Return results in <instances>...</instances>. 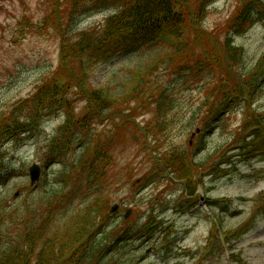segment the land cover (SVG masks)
Returning <instances> with one entry per match:
<instances>
[{
	"label": "rangeland",
	"instance_id": "rangeland-1",
	"mask_svg": "<svg viewBox=\"0 0 264 264\" xmlns=\"http://www.w3.org/2000/svg\"><path fill=\"white\" fill-rule=\"evenodd\" d=\"M80 1L88 3L90 0H56L54 8L48 12L47 27L37 29L30 28V26L39 24L40 27L44 23L41 21L44 20L50 5L47 0H0V113L2 110L3 112L9 111L11 106L32 95L35 89L58 69L63 39H69L72 37L70 34L75 31L100 24L112 12L111 7L98 9L87 7L80 13L76 11L70 14L73 6ZM238 1L216 0L208 9L201 27L218 44H221L225 36L226 28H223V24L225 27L226 20L233 13ZM261 3L264 5V0H261ZM261 10L263 11L262 20L234 40L235 44L242 47L245 53L242 62L245 69L251 68L264 51V6H261ZM51 13L53 15H50ZM27 29L33 30L34 34H29ZM196 54H199L198 49ZM153 55L158 57L160 49L152 47L142 57L117 56L109 62L95 65L91 71V83L96 88H105L110 94L117 95L128 81L129 70L135 66H145ZM218 80L224 81V77L212 71L205 83L212 82L217 86ZM163 81L164 86L170 89L169 92L176 104L171 113L175 114L171 115L168 120L169 124L165 133L161 134L158 131L157 134L152 131L155 118L151 109L154 107L150 106V109L141 102H131L127 108L124 107L117 111V113L127 115L125 122L105 121L97 126L98 132L105 131L101 133V136L106 135V131H110V128L105 129L107 126L116 127L113 131L111 130V135L119 129L118 126L121 124L124 130V133L117 137L116 142L114 141L109 152L117 171L112 174L116 183L110 182L109 191L106 189L104 193L110 202L108 208L117 204L121 206L123 212L131 210L129 218L131 223L129 224H139L140 227L144 225L148 216L157 217L155 219L159 222L164 219L165 223L169 222L173 225L174 236L171 243L162 251L163 253L159 251L164 246L157 243L161 236L158 234L159 229H156L155 237L142 240L147 241L146 244L135 243L130 246V251L129 247L125 248L127 253L119 262L121 264L130 262L131 264H199L200 262L202 264H229L226 254L201 256L203 247L208 243L207 239L211 224L214 223V215L211 216L210 213L199 209L198 199H194L195 208L189 210L188 201L181 199L180 189L183 187L182 183L176 181V177L166 182L153 183V186H148L138 194L135 190L133 191L132 186L144 177L147 170L152 169L154 162L158 161L163 154L172 150L175 153H182L187 150L189 143L191 147L199 143L200 137H191L199 125L195 122L191 130L189 119L205 98V95L198 90L201 84H197L196 87L195 82H190L178 93L177 90L181 87L170 86V84H176L177 78L166 73ZM203 91L207 92V90ZM213 97L214 95L208 98L204 109L214 113L215 106L213 110H210ZM83 107L82 103L76 104L77 111L82 110ZM242 107L243 104L231 110L227 116L224 115L221 123L215 126L209 134H202L204 144L198 148L199 144L195 150L187 152L195 154V161L198 165L204 163L206 158L211 165L219 163L222 156L230 157L233 167L227 165L229 175L223 173L208 175L204 172V167L199 169L203 184L199 187L197 194L205 202L211 200L213 203L217 201L228 203L222 209L212 208L225 230L237 229L250 217L253 218V228L238 242L233 243V250L241 252V257L246 264H264V208H257V202H255L257 198H261V194H264V155L259 154L252 159L250 157L238 159L234 156L237 154H232L237 152V146L231 143H235L232 139L233 134L243 122ZM252 107L257 113L264 112V83ZM207 111H203L196 121L208 115ZM63 121L62 115L51 116L45 119L38 130L25 137L22 136L23 140L13 139L7 142L5 146L7 157L3 165L4 179L0 182V236H7V234H2L3 232L10 234L12 232L16 235L20 230L18 225H23L26 220L30 227L34 226L41 218L40 211L41 214L43 213L44 220L50 212L56 211L54 223L59 224L61 215L59 210L64 208L53 209L56 204L49 205L51 201L46 203L43 192L48 189L47 181L49 182L56 172L62 170L61 163L50 162L46 149L50 137ZM146 131L147 134H145ZM100 139L103 140L105 137H100ZM230 154L233 156H229ZM210 155L213 156L212 160L209 158ZM32 164H37L42 169L40 183L36 187H31L28 180L27 172ZM63 167L69 170L67 162ZM128 170L131 179L125 181L124 176ZM75 178L72 176L68 179L66 187L69 191L66 202L74 200L73 207L76 203L78 205L79 202L86 200L91 193L87 191V182L84 179L81 199L77 198L72 193L70 185V181ZM156 179L161 180L162 178ZM56 181L55 178L50 184ZM59 188L60 185L55 190L51 187V190L58 192ZM123 212L113 216H110L108 211L102 213L107 218V222L109 221L108 228L117 224L120 229H125L129 225L123 221ZM60 227L55 225L53 230ZM153 243H157V250L149 251L146 257H143L146 249L154 247L151 245ZM119 244L116 243L118 248L112 253L115 257L122 252ZM210 244L215 253H220L217 241Z\"/></svg>",
	"mask_w": 264,
	"mask_h": 264
},
{
	"label": "trees",
	"instance_id": "trees-1",
	"mask_svg": "<svg viewBox=\"0 0 264 264\" xmlns=\"http://www.w3.org/2000/svg\"><path fill=\"white\" fill-rule=\"evenodd\" d=\"M214 1H89L95 8L109 5L116 9L104 19L102 25L89 27L74 33L69 39L62 40L58 69L37 87L28 102L16 103L11 106V110L4 111L0 115V141L3 136L15 134L28 125L33 114L37 115L38 112L45 110H61L66 121L55 139L49 143V154L66 157L75 142L80 155L75 160L78 151L75 152L71 167L87 165L86 173L89 172L90 167L89 177L94 179L89 184L90 188L103 185V181L107 180V175L111 173L109 166L112 162L106 155L111 142L100 139L107 135H98L95 141L91 140V131L85 130L88 125L99 119L114 118V115L118 114L115 112L117 106L127 105L132 101L137 103L145 101L154 106L155 126L152 131L155 133L160 131L158 133L163 134L169 124L167 115L176 106L169 92L170 89L164 86L165 74L169 73L170 76L177 78L178 84L185 85L192 78L204 77L205 72L210 70L224 77V81L220 80L216 90L207 89L208 93H215L214 99L218 101V108L225 110L232 100L239 97L245 99L243 112L245 119L239 133H244L254 124L259 126L264 120V112H255L252 104L260 93L264 80V52L253 68L242 70L244 52L233 44L235 36L242 35L248 27L259 20L256 10L259 0L238 1L233 13L226 20L225 27L223 24L226 30L221 44L213 41L210 34L201 27L207 8ZM82 4L83 1L78 2L73 6V10L79 11ZM159 43L170 47L168 61L150 63V68L132 71L127 83L124 84L125 90L122 95L110 96L106 91L94 88L90 84L91 71L97 63L109 62L115 54L123 51L129 53L135 46L140 47L145 44L153 46ZM159 70L165 74L159 76ZM185 72L187 75H182ZM170 86L175 88L177 85L170 84ZM207 99L208 97L204 103ZM77 103L85 105L82 110H76ZM198 113L199 110L193 114L190 127H193V118L199 116ZM34 124L35 121L32 125ZM255 134L258 137V132ZM113 138L111 136L109 139L113 141ZM83 139H88L89 142ZM173 155L176 154L173 152L167 156L164 154L163 164L165 162L167 168L163 164L157 166L159 173L172 170L184 180L188 194H195L198 182L194 180V175L198 173L199 165H187L186 160L182 158L172 159ZM2 156L0 145L1 159ZM154 171H156L154 168L149 170L150 173ZM70 172L71 169L62 174L64 186ZM52 192L51 195L50 190L43 193L45 202L48 203L50 199L49 205L60 204L59 199L64 198L63 186L60 185L58 192ZM107 202V198L97 195L93 203L69 217L62 233L53 230L54 214L50 212L44 220L41 211L42 219L37 220L34 226L30 227L26 220L23 225H18L20 230L16 235L12 232L11 234L3 232L2 234L7 236H0V264H95L96 262V264H105V260L106 264H121L119 262L123 256L121 252L117 257L111 255L101 259L103 250L107 247L104 243L108 241L107 234L102 236L100 241L94 240L99 232L98 225L103 219L101 213ZM69 211L65 209L60 219L68 215ZM99 218L100 222H96ZM150 224L151 221L147 220L143 231L140 230L141 234L148 232ZM236 264L241 263L237 260Z\"/></svg>",
	"mask_w": 264,
	"mask_h": 264
},
{
	"label": "water",
	"instance_id": "water-1",
	"mask_svg": "<svg viewBox=\"0 0 264 264\" xmlns=\"http://www.w3.org/2000/svg\"><path fill=\"white\" fill-rule=\"evenodd\" d=\"M31 182L33 183L34 181L37 180L38 178V172H39V169L38 167L36 166H33L31 169ZM115 208H113L111 211L114 212ZM125 218H127V215L125 216Z\"/></svg>",
	"mask_w": 264,
	"mask_h": 264
}]
</instances>
